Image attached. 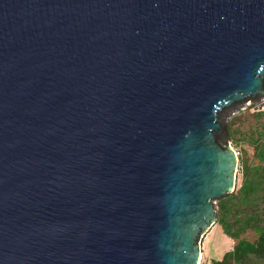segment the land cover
I'll list each match as a JSON object with an SVG mask.
<instances>
[{
	"label": "water",
	"instance_id": "95a60500",
	"mask_svg": "<svg viewBox=\"0 0 264 264\" xmlns=\"http://www.w3.org/2000/svg\"><path fill=\"white\" fill-rule=\"evenodd\" d=\"M261 95L264 0H0V264H200Z\"/></svg>",
	"mask_w": 264,
	"mask_h": 264
},
{
	"label": "trees",
	"instance_id": "16d2710c",
	"mask_svg": "<svg viewBox=\"0 0 264 264\" xmlns=\"http://www.w3.org/2000/svg\"><path fill=\"white\" fill-rule=\"evenodd\" d=\"M255 143L260 163L248 165L240 157L242 184L217 200L218 223L235 244L213 264H264V130ZM250 230L254 240L246 236Z\"/></svg>",
	"mask_w": 264,
	"mask_h": 264
},
{
	"label": "rangeland",
	"instance_id": "374dc122",
	"mask_svg": "<svg viewBox=\"0 0 264 264\" xmlns=\"http://www.w3.org/2000/svg\"><path fill=\"white\" fill-rule=\"evenodd\" d=\"M220 122L221 129L217 133V139L222 143L229 139L239 155V160L243 157L248 165L259 164L255 140L259 132L264 130V95L236 102L225 108L221 112ZM240 169L239 161L236 188L243 181V172ZM246 236L251 240L256 238L252 230ZM234 244L235 240L224 232L222 226L219 223L215 224L203 238V264L221 260Z\"/></svg>",
	"mask_w": 264,
	"mask_h": 264
},
{
	"label": "built area",
	"instance_id": "2783aa9c",
	"mask_svg": "<svg viewBox=\"0 0 264 264\" xmlns=\"http://www.w3.org/2000/svg\"><path fill=\"white\" fill-rule=\"evenodd\" d=\"M200 264H203V254H202V257H201ZM212 264H213V263H212Z\"/></svg>",
	"mask_w": 264,
	"mask_h": 264
},
{
	"label": "crops",
	"instance_id": "0c3cea01",
	"mask_svg": "<svg viewBox=\"0 0 264 264\" xmlns=\"http://www.w3.org/2000/svg\"><path fill=\"white\" fill-rule=\"evenodd\" d=\"M202 254H203V249H202Z\"/></svg>",
	"mask_w": 264,
	"mask_h": 264
}]
</instances>
